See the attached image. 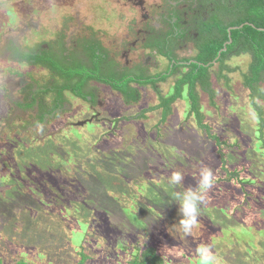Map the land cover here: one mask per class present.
<instances>
[{"label": "rangeland", "instance_id": "374dc122", "mask_svg": "<svg viewBox=\"0 0 264 264\" xmlns=\"http://www.w3.org/2000/svg\"><path fill=\"white\" fill-rule=\"evenodd\" d=\"M37 1L39 5L34 0H8V5L2 1L1 6L8 14L15 9L25 14L27 22L23 26L30 25L26 31L38 41H31V44L39 48L41 31L57 34L59 25L55 21L67 15H60V9L73 15L79 0H59L58 5L48 0ZM85 2L83 8L90 14L106 8L93 5L91 0ZM21 3L27 4L21 7ZM112 3L110 9L114 20L125 19L127 9L121 8L118 0ZM64 5L69 9H64ZM245 15L242 12L236 18L242 20ZM0 16L1 27L7 16ZM80 18L85 17L81 15ZM43 20L45 28L41 31L40 27L33 26L34 21L39 25ZM21 38L17 36L16 40ZM22 42L20 47L26 48L28 43L24 37ZM226 64L228 68L239 67L247 73L250 58L232 55ZM15 65L13 62L10 68L14 69ZM217 70L214 67L215 76H218ZM15 71L19 76L1 75V80L8 82L17 93L13 101L23 99L19 92L26 77L41 81V85L50 80V74L38 68L17 65ZM226 76L227 79L212 81L214 93L197 89L204 124L219 137L221 146L199 127L194 115L187 117L185 101L175 106L167 124H160V112L136 117L147 101L149 105L155 102V97L149 101L142 93L141 102L127 113V106L117 108L116 93L112 95L107 91L106 97L111 100V105L106 107L108 118H118L117 128L123 127L119 131L123 135L110 132L115 126L109 123L98 126L83 118L73 119L82 124L72 126L66 120L67 114L46 121L43 126L33 123V128L20 130L18 128L24 122L20 123L19 118L25 121L28 113L17 112V117L13 114L14 124L7 129L4 114L12 113L13 105L6 103L0 116L1 264H15L21 260L26 264H75L78 256L73 253L81 248L92 255L87 264H132L143 243L159 245L162 250L165 246L177 247L185 253L194 243L201 242L211 243L220 264H264V121L260 119H264V100L259 103L251 97L259 95L260 91L264 94V82L256 94L244 88L240 71ZM174 80L161 84V93H170ZM224 80L232 81L230 89H226ZM92 86L99 90L103 88L96 82ZM212 96L215 97L214 106L210 102ZM67 97L75 103L71 94L67 93ZM83 107L82 111L90 117V106L85 104ZM125 114H128V120H124ZM60 122L65 125L58 126ZM17 130L20 131L15 132ZM223 161L224 166L228 165L235 174L236 186L234 183L215 184L218 177L228 175L223 170ZM202 166L211 168L216 179L201 206L193 236L185 238L177 228L181 215L179 204L172 200V193L194 187ZM173 171L184 177L178 186L169 182ZM124 193L139 200L147 194L149 204L132 217L133 207L123 201ZM122 230L137 231V235L142 233L144 237L138 235L133 241L128 233L122 240L117 239L115 249L114 240L117 232L122 233ZM107 242H111L110 246H106ZM28 244H49L56 256L38 254ZM111 248L123 251L125 255ZM194 249L191 247L185 260L182 257L176 263L196 264ZM68 255L69 260L65 258ZM166 258L169 264H176L172 257Z\"/></svg>", "mask_w": 264, "mask_h": 264}, {"label": "flooded vegetation", "instance_id": "af4514ba", "mask_svg": "<svg viewBox=\"0 0 264 264\" xmlns=\"http://www.w3.org/2000/svg\"><path fill=\"white\" fill-rule=\"evenodd\" d=\"M2 1L7 2L8 5V0H0V14L7 16L0 27V93L3 94V96L0 95V116L6 103L13 105L12 113L9 112L8 115L4 114V122L7 129H10L14 124V115L16 116L17 112L28 113L25 121L23 118H19L20 123L24 122L23 126L18 128L20 130H27V128L39 125L43 126L46 121H51L62 114H67L66 120L72 126L81 123H76L73 119L83 118L84 120H89L88 122H91V124L94 123L98 126L109 123L115 126L114 128L112 127L113 131L110 128V132H118V134L123 135L122 132L119 133L123 127L120 128L118 126L117 128L118 118H108L106 107L111 105V100L106 97L107 91L112 95L116 93L114 95L116 96L115 104L117 108L119 105L127 106L125 110L127 113L130 112V108L133 105L141 102L142 93L148 97L149 101L155 97V102L149 105L147 101L145 107L139 110V114L136 117H146L147 113L154 114L160 112L161 119L158 123L167 124L169 116L176 108L175 106L182 103V101H185L187 104V117H192L194 114L189 112L190 98L188 96L190 84L186 83L182 85L181 94L176 98L178 83L189 73V67L192 64L205 66L204 62H199L198 60V57L201 55L200 52H205V35L215 36L221 29L222 23L228 24L229 22L240 21L236 18L239 14L238 11L228 16L235 7L232 3L240 2L238 0H118V3L122 5L121 8L124 7L128 11V15L123 20H119L118 18V20H114V13L110 9L114 0H91V3H94L93 5L99 4L106 7L105 10H95L91 14L85 12L83 8L86 5V0H79L78 6L74 5L71 7L76 6L73 15L68 13V11L64 12L63 8L60 9V15L62 13L67 14L61 17L60 34L65 37L59 38L55 49L53 45L57 40V36H53L52 40H48L49 34L41 31V29L45 28L42 23L45 20L41 21L39 25H37V21L33 22V26L35 28L40 27L41 31V45L37 48V45L31 44V41H38L33 40L30 32L27 33L26 31L30 25L27 27L23 26L27 22V20H24L25 14L23 12L18 13L16 9L8 14L7 9H3L1 6ZM34 2L39 5L37 0H34ZM56 3L53 2L54 5ZM25 4L27 3H21V7H24ZM64 7V9H69L68 6L64 5ZM81 15H84L85 18H80ZM1 18L2 16H0V21ZM234 28H237V26L230 27L229 25L227 29L228 40L223 43V47L219 52H227L228 46L232 45L231 33L235 31L233 30ZM17 36H22V38L16 40ZM23 37L25 38V43H28L26 48L20 47L23 43ZM230 41L231 43H229ZM5 46L6 48L3 49ZM14 46L21 48L22 52L38 54H42L43 52L40 49L51 48L50 51L53 50L56 54L65 57L70 56L72 50H77V55L81 57V60L84 57L90 58L91 52H95L98 55H103V66L110 67L112 69L111 72L113 71L119 76L125 75V78L118 81L117 87L100 84L103 86L100 90L90 83V91L86 92L88 94L82 91L81 93L85 95V97H82L80 95L76 96L70 91H65L60 96L54 92L53 89H56L55 87L49 86L51 80H47L45 84L41 85V81L32 79L29 76L26 77L29 82L24 79L21 83L24 87L19 92V96H23V99L13 101V96H17V93H14L8 82L1 80L2 74L4 76H11V74L19 76L18 71H15V69L17 65H22L44 70L47 74H50V78L52 77L48 66L39 67L40 65H30L26 61L18 62L16 57L11 56L12 52H8ZM225 47L227 49L223 51ZM13 62H16V67L11 69L10 65ZM86 63L90 64L85 65ZM82 64L87 68H91V65L94 66L89 61H83ZM130 78L134 79V81H126ZM169 80H174L170 93H161V84H167ZM63 82V80L58 81L56 85H62ZM44 90L47 92L50 90V94L48 92L45 95ZM132 92L136 93V97L134 101L129 102L127 100L128 95ZM67 93L71 94L75 99L74 104L68 99ZM57 101L59 102L58 107H56ZM164 101H171V111L167 117H164L163 108H161V104ZM85 104L91 108L90 117L89 113L85 114L82 111V107ZM128 119V114H125L124 120ZM1 125L2 123L0 122V127H2ZM64 125L65 122H60L58 126L62 127ZM20 130L15 132H19ZM31 132L37 134L39 131ZM51 136L53 137V135ZM224 169L228 170V165H225ZM229 173L232 172L228 171Z\"/></svg>", "mask_w": 264, "mask_h": 264}, {"label": "trees", "instance_id": "16d2710c", "mask_svg": "<svg viewBox=\"0 0 264 264\" xmlns=\"http://www.w3.org/2000/svg\"><path fill=\"white\" fill-rule=\"evenodd\" d=\"M52 2H57L59 0H48ZM240 2H234L232 3L235 7L231 10V12L228 14V16L238 11V15L242 14V12H245L246 15L244 16L245 19H242L240 21L235 22H229L228 24L222 23L221 29L217 32V37L215 36H207L205 35V52H200L201 55L198 57L199 62H204L205 66L199 65V64H192L189 67V73L183 77L180 82L178 83L179 86L177 87V95L176 98L179 97L181 94L182 88L181 86L188 83L190 84V92L188 94L190 98V110L189 112L194 114V119L198 123L199 127H201L206 134H208V137H212V139L221 146V142L219 141V137L212 134V130L209 129L208 125L204 124V115L201 111V102L200 97L198 93V88L207 94L214 93L215 89L213 87V80L216 79L218 81H221L222 78L227 79V73H234V71H240L242 75V84L245 88L251 89L254 91V93L259 91V86L263 84L264 82V31L261 29H264V0H238ZM21 5V4H19ZM8 11V10H7ZM13 11H10V13ZM26 13V12H25ZM61 18V16H60ZM55 22L59 25V30L57 34L49 33V39L52 40L53 36H57V40L55 42V46L58 44L59 38L62 39L63 36L60 34L61 31V22L62 18L60 20H56ZM247 23L243 28L235 30L231 33V37L233 40L232 45L228 46V51L223 52L220 57L216 60V58L219 55L220 49L223 47V43L228 40V27L231 26H241ZM207 36V37H206ZM209 38V39H207ZM50 47V46H49ZM51 49V48H50ZM50 49L43 48L42 54L33 53V52H22L21 48L18 46H14L11 48L12 55L16 57L17 61H26L30 65L36 64L42 66H48L51 70L52 77L50 78V87H55L56 89H53L54 92L58 95H62L65 91H70L74 95H80L82 97H85L81 92L90 91V83H98V84H108L113 87H117L118 81H121V79L125 78L124 76H119L117 73L115 74L110 67L103 66L104 57L103 55H98L95 52H91L90 58H83L81 60V57H78L77 50H72L70 52V56H63L60 54H56L53 50L50 51ZM209 51V52H206ZM30 53V54H28ZM246 55L250 58V64L248 67L247 73L243 72L241 68H228L227 66V59H229L230 56H241ZM216 60L215 63H212ZM83 61H89L92 62L94 66L91 65V68H87L85 65H89L90 63H86L85 65L82 64ZM214 67H217L219 72H217L218 76H215L213 74ZM243 69V68H242ZM226 73V74H223ZM120 77V78H118ZM63 80V84L56 85L58 81ZM56 83L54 84V82ZM128 82L134 81V79L126 80ZM224 85L227 84L229 87L230 83L232 81L224 80ZM241 83V82H240ZM74 84V85H73ZM51 90V89H50ZM48 90V92L50 91ZM130 90V89H129ZM45 95L48 93L46 90H44ZM50 94V92H49ZM88 94V93H86ZM136 93H129L128 95V101H134ZM257 94V93H256ZM252 100H258L259 103H261V100H264V94L263 92L259 93V95L255 96L252 95ZM211 105L214 106L213 99H215L214 96L210 97ZM58 100L60 101V98L58 97ZM173 101V100H172ZM170 102L171 101H164L161 104V108H163V114L164 117H167L170 114ZM58 101L56 102V107H58ZM254 104V103H253ZM258 108H262L259 107ZM262 111H260L261 115ZM260 118V117H259ZM264 121V119L260 118ZM211 139V138H210ZM264 143V142H263ZM158 144V143H157ZM160 144V143H159ZM158 144V145H159ZM12 151V150H11ZM234 173H229L226 177H218V180L215 184L221 186L222 185H229L233 184L236 186L235 182L233 181ZM121 195V192H120ZM139 197V195H138ZM150 197V196H149ZM123 201L127 202L133 207V210L131 211L132 217L135 216L138 212L141 211V208H145L147 204H149L148 195L145 194L141 200L139 198H133L132 195L129 193L128 195L124 193ZM86 201V200H85ZM87 202V201H86ZM82 205V203H80ZM95 204V202L93 203ZM95 213V212H93ZM97 215L104 216L102 213H95ZM81 215V214H80ZM111 219V218H110ZM75 226L77 227V223H75ZM131 230V229H130ZM74 231V230H72ZM71 231V232H72ZM117 232L116 240H114L115 249L117 246V239L122 240L124 235H127L128 233L131 235L130 238L134 240H137L136 236L142 235V233L136 234L137 231H127L125 232ZM133 236V237H132ZM135 237V238H134ZM144 237V236H143ZM31 238V237H30ZM148 239V238H147ZM152 242V241H151ZM111 242H107L106 246H110ZM113 243V242H112ZM127 247L129 246L126 242H124ZM198 243H194V245L190 246L188 251L191 247L195 248V245ZM27 246H32L28 244ZM49 244H45L43 246H32L36 253L41 252V255L48 256L49 253H52L55 255V251H51L49 248ZM112 249V248H111ZM112 249V250H115ZM187 250L184 253L183 259L185 260V256L187 255ZM78 256L75 264H87V262L90 260L92 255L88 254L84 251L83 248H81V251H74ZM118 254L125 255L123 251L115 250ZM39 254V253H38ZM72 254V257H73ZM94 255V254H93ZM67 260L71 259V257L65 256ZM194 259H197L199 263V259L194 256ZM176 263V260H173ZM190 262L193 260H189ZM1 264V261H0ZM15 264H26L23 260L15 263ZM132 264H169V260L164 256V252L161 248H159V245L156 246H149L145 243L142 244L141 251L137 253V255L132 260ZM176 264H185L182 262H177Z\"/></svg>", "mask_w": 264, "mask_h": 264}, {"label": "clouds", "instance_id": "9594fccd", "mask_svg": "<svg viewBox=\"0 0 264 264\" xmlns=\"http://www.w3.org/2000/svg\"><path fill=\"white\" fill-rule=\"evenodd\" d=\"M238 29L234 28L233 30ZM226 89L230 88L226 86ZM224 167L225 166L223 161V170L224 172L228 173V171L230 170H225ZM215 179L216 177L212 169L206 166H202L196 177V184L194 187L188 186L182 191H174L172 193V200L179 204V213L181 215V219L179 220L177 228L185 238L193 236V230L198 224V217L200 216L201 206L205 204L207 193L213 187ZM183 180L184 177L182 173L178 171H173L169 177V182L173 186L180 185ZM163 252L164 256L172 257L173 260H180L184 255L183 250L177 249V247L165 246ZM194 252L196 257L199 259L200 264H220V259L214 253L211 243L201 242L197 244Z\"/></svg>", "mask_w": 264, "mask_h": 264}, {"label": "water", "instance_id": "95a60500", "mask_svg": "<svg viewBox=\"0 0 264 264\" xmlns=\"http://www.w3.org/2000/svg\"><path fill=\"white\" fill-rule=\"evenodd\" d=\"M244 26H240V27H238L239 29H241V28H243ZM238 28H235V29H238ZM262 31H264V30H262ZM229 43H231V41L229 42ZM226 47L223 49V51H226ZM222 54V51L221 52H219V55H218V57L216 58V60L220 57V55ZM216 60L214 61V62H212V63H215L216 62Z\"/></svg>", "mask_w": 264, "mask_h": 264}, {"label": "bare ground", "instance_id": "6f19581e", "mask_svg": "<svg viewBox=\"0 0 264 264\" xmlns=\"http://www.w3.org/2000/svg\"><path fill=\"white\" fill-rule=\"evenodd\" d=\"M162 128V127H161Z\"/></svg>", "mask_w": 264, "mask_h": 264}]
</instances>
